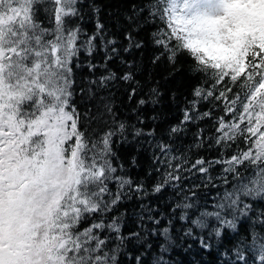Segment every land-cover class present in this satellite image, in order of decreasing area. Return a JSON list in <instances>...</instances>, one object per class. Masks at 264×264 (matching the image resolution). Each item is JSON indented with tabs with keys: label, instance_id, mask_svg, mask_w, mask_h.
I'll return each mask as SVG.
<instances>
[{
	"label": "snow or ice",
	"instance_id": "6c2138e0",
	"mask_svg": "<svg viewBox=\"0 0 264 264\" xmlns=\"http://www.w3.org/2000/svg\"><path fill=\"white\" fill-rule=\"evenodd\" d=\"M148 49L142 65L133 54ZM181 61L194 83L163 127L144 115L164 95L147 68L174 75ZM123 84L135 103L121 117ZM201 149L218 154L193 158ZM192 176L217 189L210 205L185 187ZM169 189L180 199L165 213L150 198ZM178 241L264 264V0H140L124 15L98 0H0V264H175Z\"/></svg>",
	"mask_w": 264,
	"mask_h": 264
},
{
	"label": "trees",
	"instance_id": "16d2710c",
	"mask_svg": "<svg viewBox=\"0 0 264 264\" xmlns=\"http://www.w3.org/2000/svg\"><path fill=\"white\" fill-rule=\"evenodd\" d=\"M140 0H98V3L104 8L105 12L118 11L121 15H124L129 10L130 6L134 3H139ZM102 19L105 21H109V17L107 15L102 16ZM92 22H87V27L89 29L92 28ZM144 39H147V34H144ZM152 49H148L143 51L142 54L134 53L138 60H140L141 64H147L148 58L152 54ZM127 56V54H125ZM181 70L176 71L174 75L171 73L174 71L169 68L166 63H162L156 66H149L147 68V81L149 84L156 85L158 84L160 87V91L164 94L161 98V103L155 106L153 109L152 106H146V110L144 112L145 117L149 115H161V120L159 123L163 127H167L169 123L178 122L180 117L179 106L182 103V96L187 95L190 90V86L194 81L188 75L189 65L184 61L180 62ZM114 70L119 71L121 69V65L119 61L112 64ZM138 79L141 80V83H144L145 74L140 73L137 76ZM128 85H117L113 92L115 93L112 96V101L116 108L119 110L121 117L131 116L130 112L131 107L135 103V99L132 102H129L126 98ZM102 95H106V93H102ZM176 97V99H173ZM207 122H201V126H205ZM195 131V128H190L189 134L183 138L181 141V147H184L193 142L192 132ZM209 157L216 156L218 153L215 150H206L201 149L198 153H191L192 157L195 158L197 155H205ZM150 153H140L138 155L139 167L133 169V175L144 177L149 170L152 161L149 158ZM216 171H219L217 168ZM151 183V180L148 181ZM200 185V187L194 188L193 190L196 192V197L194 199H199L201 204H204L207 201V204L210 205L212 203V197L215 196L217 189L209 186L205 188L201 179L198 176H192L190 180L185 181L186 188H192L193 185ZM152 203L158 206L159 210L165 213L170 212L172 204L169 203L175 202L179 200L180 197L176 196L171 189L164 191L159 196L155 198H150ZM130 209L134 208V203H130L128 205ZM138 210V209H136ZM180 210H177L179 213ZM182 222L179 220L175 221V231L180 233L182 231ZM247 228V224H242V229ZM234 235V234H233ZM231 237L225 240V243H229ZM230 246V245H229ZM186 243L182 241H178L177 245L173 248L171 252V259L175 262V264H219V253L222 251V248H214L210 251H205L199 249L198 245H193L191 249L185 250Z\"/></svg>",
	"mask_w": 264,
	"mask_h": 264
}]
</instances>
